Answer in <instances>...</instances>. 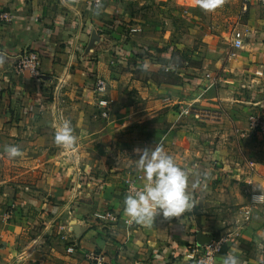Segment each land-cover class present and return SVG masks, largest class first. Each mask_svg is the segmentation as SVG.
I'll list each match as a JSON object with an SVG mask.
<instances>
[{"label": "crops", "instance_id": "1", "mask_svg": "<svg viewBox=\"0 0 264 264\" xmlns=\"http://www.w3.org/2000/svg\"><path fill=\"white\" fill-rule=\"evenodd\" d=\"M155 3L0 0L12 16L0 23V264H89L91 252L105 264H191L189 246L214 237L224 242L212 264L229 254L264 264V128L249 126L264 120V1L244 14L239 5V48L232 28L223 40L201 14ZM185 22L199 25L197 50L178 42ZM24 51L37 55L38 76L15 72ZM58 107L71 148L54 142ZM9 145L22 155L10 159ZM156 145L195 182V205L149 227L125 215L122 179L142 173L135 149ZM105 208L116 221L92 217Z\"/></svg>", "mask_w": 264, "mask_h": 264}, {"label": "clouds", "instance_id": "2", "mask_svg": "<svg viewBox=\"0 0 264 264\" xmlns=\"http://www.w3.org/2000/svg\"><path fill=\"white\" fill-rule=\"evenodd\" d=\"M197 3L201 9L210 12L220 5L221 0H197ZM54 142L65 148L75 144L76 136L70 120H64L56 129ZM4 151L10 159L22 155L21 149L15 145L6 146ZM135 151L139 154L137 168L142 171L146 183L142 188L130 191L124 198V213L129 222L150 227L158 213L170 218L180 217L192 210L195 204L190 191L195 182L190 185L189 173L159 145ZM261 195L255 197V201H259ZM221 264H240L239 257L236 254L226 255Z\"/></svg>", "mask_w": 264, "mask_h": 264}, {"label": "built area", "instance_id": "3", "mask_svg": "<svg viewBox=\"0 0 264 264\" xmlns=\"http://www.w3.org/2000/svg\"><path fill=\"white\" fill-rule=\"evenodd\" d=\"M86 1L91 7L96 8L98 7L97 6L98 2L100 4L102 0H86ZM113 1H119V0H113ZM249 1L250 0H241L240 14H244L247 11V3ZM261 1L263 2L264 0ZM11 19L12 16L8 11L0 10V23L1 22L8 23L11 21ZM237 24H239V21L236 22V25ZM236 25L233 26L232 29H230V44L234 48H239L242 46L245 30L239 29ZM38 65H39V61L37 55L34 52L24 51L18 56V60L15 63V72L22 73L23 71H26L33 76H38L39 74ZM105 88L106 86L103 80L96 81L94 85V91L97 92V94H100L101 96L104 95ZM108 103L109 100L106 97H99L97 99V106L100 108H104V110L101 111L102 115L106 114V108L108 106ZM191 110L192 107L185 108L184 112L188 113L191 112ZM195 114L199 116L200 115L205 116L207 118L210 117L211 119L217 117V115H211V113L207 110H199V111L197 110ZM59 117H60L59 119H61L62 122L65 120L62 113H60ZM249 123H250L249 124L250 128H255L258 126L264 128V120L262 121L256 116H250ZM142 181H143V174L141 172L127 171L122 179L124 194L127 195L130 191L134 189L142 188L141 185ZM254 198L255 197L251 195L252 202H256ZM248 212H249L248 208L244 210L245 215H247ZM92 217L100 221H109V222L116 221L115 213L108 208L102 209L101 211L93 212ZM223 242L224 239L218 238V239L209 240L208 242L202 245H198V244L190 245L185 256L191 264H212L218 252L220 251ZM67 251L71 252L72 248H67ZM85 257L88 260L89 264H105L100 253L91 252L85 255Z\"/></svg>", "mask_w": 264, "mask_h": 264}, {"label": "rangeland", "instance_id": "4", "mask_svg": "<svg viewBox=\"0 0 264 264\" xmlns=\"http://www.w3.org/2000/svg\"><path fill=\"white\" fill-rule=\"evenodd\" d=\"M170 3L182 4V6H184V8L188 9L189 11H193L195 14L194 16H199V14H201L203 18L208 19V21L215 24V27L217 29L216 33L222 39H223V36H226L225 35L226 33L228 34L229 27L232 28L233 26L236 25V22L239 21L238 12H239V5H241L239 3V0H221L220 5L215 10L210 11V12L201 9L198 6L197 0H156L155 4H157L159 6H165V5H169ZM176 6H179V5H176ZM254 11H255V9H253L252 12H254ZM187 12L188 11H186V13ZM258 12H260L259 9H258ZM179 18L182 20L185 19L182 16H180ZM175 19L177 20V18H175ZM241 21L243 22L244 20L241 19ZM161 22H162L161 20H158L154 23H157L160 25ZM198 22H199V20H198ZM173 28H174V25H173ZM175 29L176 30L182 29V32L185 34L183 36V38H180L181 40H178L179 44H181V47L188 48V49H195V50L198 49V47H199V37L197 36V33L199 32L198 23L187 24V25H186V22L183 24L178 23V25L176 26ZM162 30H164V29H162ZM171 41L172 40H170V42ZM60 113L63 114L62 109L59 107L56 108V119H57L56 120L57 121L56 129L62 123V120L59 119ZM64 119L66 120L65 117H64ZM56 129H55V131H56Z\"/></svg>", "mask_w": 264, "mask_h": 264}, {"label": "trees", "instance_id": "5", "mask_svg": "<svg viewBox=\"0 0 264 264\" xmlns=\"http://www.w3.org/2000/svg\"><path fill=\"white\" fill-rule=\"evenodd\" d=\"M219 237H214V239H218Z\"/></svg>", "mask_w": 264, "mask_h": 264}]
</instances>
